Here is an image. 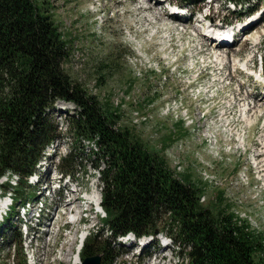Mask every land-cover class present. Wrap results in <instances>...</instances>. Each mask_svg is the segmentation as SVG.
Instances as JSON below:
<instances>
[{
    "label": "trees",
    "instance_id": "1",
    "mask_svg": "<svg viewBox=\"0 0 264 264\" xmlns=\"http://www.w3.org/2000/svg\"><path fill=\"white\" fill-rule=\"evenodd\" d=\"M71 42L33 0H0V175L32 173L57 133L46 109L58 99L72 102L79 111L67 122L69 131L98 136L94 166H102V207L113 234L166 229L190 248L191 264H264L261 234L238 223L228 208L213 212L202 206L199 189L181 182L166 160L129 130L115 129L118 116L103 113L72 80L63 68ZM83 253L100 254L101 264L115 254L98 235L87 239Z\"/></svg>",
    "mask_w": 264,
    "mask_h": 264
},
{
    "label": "rangeland",
    "instance_id": "2",
    "mask_svg": "<svg viewBox=\"0 0 264 264\" xmlns=\"http://www.w3.org/2000/svg\"><path fill=\"white\" fill-rule=\"evenodd\" d=\"M33 1L39 10H47L65 39H72L68 43L69 55L63 68L73 81L99 102L103 113H115L118 116L114 128L129 130L144 145L160 154L169 167L181 173L179 177L184 183L196 186L201 195L206 196L202 205L213 212L220 208L226 211L228 208L227 212L241 216L242 220L250 223L254 233L264 238V183L257 180L258 174L253 176L250 173L248 166V155L255 153L259 137H264V116L252 129L247 130L249 137L245 147L249 151L243 153L235 150L233 142L225 138L216 121L215 130L220 129L218 150L228 151L231 147L223 158L224 166L218 169L219 175L226 176L223 179L215 174V163L212 160L215 152L210 148L212 145L209 147L205 144L202 136L205 122L197 123L199 130L195 131L178 121H182L184 108H188V105L198 109L203 105L200 97L188 91L192 77L183 69L191 54L189 44L193 43L192 38L186 36L191 27L183 31L174 23L170 29L163 24L162 19L166 17L161 16L159 6L151 3L145 5L148 2L144 0ZM174 1L167 0L170 3ZM177 1L181 5L188 3ZM223 2L216 3L212 15L229 19L231 16ZM251 2L258 7L259 0ZM199 6L200 3L196 4L194 11ZM152 17L159 18L153 21ZM198 30L199 26L195 31ZM169 38L172 39L170 43L167 42ZM168 44H172V48ZM175 68H179V71ZM70 105L58 100L49 113L58 132L75 137L67 127L74 112ZM260 143L263 151L264 139ZM73 152L75 155L68 162L72 168L82 162L86 174L91 173L93 166L80 154L78 147H73ZM260 169L264 172V165ZM203 173L214 179L216 177L215 181L221 184L218 187L224 190L213 189L210 182L204 181ZM90 190L97 193L98 186L95 188L91 184ZM20 197L23 200L33 199L35 194L32 188H28L25 195ZM11 211L1 224L9 220L8 225L16 223L14 207H11ZM58 212L61 214L62 210L59 208ZM74 216H77V212L71 217L68 214L63 216L58 221H62L60 227L65 221L68 225V220H74ZM62 234L68 235L67 232ZM69 238L71 240L72 236ZM64 249L68 251V248Z\"/></svg>",
    "mask_w": 264,
    "mask_h": 264
},
{
    "label": "water",
    "instance_id": "3",
    "mask_svg": "<svg viewBox=\"0 0 264 264\" xmlns=\"http://www.w3.org/2000/svg\"><path fill=\"white\" fill-rule=\"evenodd\" d=\"M82 264H100V256L96 255V256L86 257L83 260Z\"/></svg>",
    "mask_w": 264,
    "mask_h": 264
},
{
    "label": "bare ground",
    "instance_id": "4",
    "mask_svg": "<svg viewBox=\"0 0 264 264\" xmlns=\"http://www.w3.org/2000/svg\"><path fill=\"white\" fill-rule=\"evenodd\" d=\"M149 8H152V7H149ZM154 9H156L157 10V8H154ZM213 35V34H212ZM214 37H215V35H213ZM220 63H223V58H221L220 59ZM256 105L258 106V107H261L262 106V104H259V102H257L256 101ZM256 107V106H255ZM254 107V108H255ZM248 109H252V108H250V107H248ZM242 111L245 113V111H246V107H244L243 109H242ZM257 111H259L257 108H256V110H255V112H257ZM245 121H246V123H249L251 120H250V118L248 119V117L247 116H245ZM1 205H3V204H1ZM1 207V206H0ZM77 212V211H76ZM80 213V210H78V212H77V215Z\"/></svg>",
    "mask_w": 264,
    "mask_h": 264
}]
</instances>
